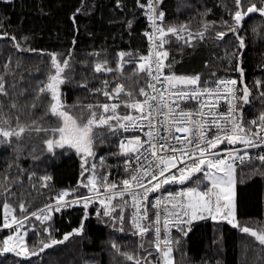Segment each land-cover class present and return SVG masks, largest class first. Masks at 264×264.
I'll list each match as a JSON object with an SVG mask.
<instances>
[{
	"label": "snow or ice",
	"instance_id": "obj_1",
	"mask_svg": "<svg viewBox=\"0 0 264 264\" xmlns=\"http://www.w3.org/2000/svg\"><path fill=\"white\" fill-rule=\"evenodd\" d=\"M180 6L189 13L182 21L169 14L166 0H113L129 47L111 50L106 44L76 48L78 17L95 11L94 0H80L71 12L73 36L63 51L32 47V37H18L10 31V17L0 13V40L15 50L0 70V148L10 149L12 157L0 178V233L6 232L0 234V264H49L45 250L70 238L83 241L92 218L110 236L134 238V251L108 241L111 259L121 257L124 264H177L175 253L186 255L183 246L201 221L215 222L213 256L222 248L225 224L264 253V222L257 228L240 218L237 191L256 178L264 181V75L246 80L253 47L260 49L255 67L264 74V0H218L212 7L182 0ZM214 8L223 15L209 19ZM136 36L145 51L131 46ZM173 44L182 53L211 46L207 72H178L179 62L170 57ZM15 53L47 57L43 79L25 87L19 57L13 66ZM69 91L79 92L71 103ZM257 104V114L248 118L246 110ZM71 155L79 160L76 184L33 208L32 192L41 196L53 187L49 161ZM22 160L31 164L24 167ZM42 165L40 174L35 168ZM26 182L30 191H16ZM69 209L79 210L77 225L57 238L54 216Z\"/></svg>",
	"mask_w": 264,
	"mask_h": 264
},
{
	"label": "trees",
	"instance_id": "obj_2",
	"mask_svg": "<svg viewBox=\"0 0 264 264\" xmlns=\"http://www.w3.org/2000/svg\"><path fill=\"white\" fill-rule=\"evenodd\" d=\"M92 3L93 0H88ZM131 4V0H127ZM230 4V0H227ZM95 11L90 16L78 17L80 33L77 37V50L90 49V46H99L106 44L109 49L128 48L129 38L123 25L121 13L112 11L113 0H94ZM169 14L179 21L188 18V11L181 5L182 0H166ZM208 7H212L218 0H204ZM80 0H13L11 5L0 3V13L10 17V31L16 32L17 36L21 33L31 36L29 43L36 49L47 51H63L71 44L73 36L72 23L69 20L71 12L79 6ZM179 7V11L177 8ZM215 16H209V19H217L223 15L221 9L214 8ZM227 19V17L225 16ZM112 20L113 23H109ZM250 24L253 22H249ZM143 19L136 25L137 31L143 28ZM87 26V28H85ZM196 22H193V27ZM87 31L94 33V36H88ZM123 35V39H121ZM251 35V33H249ZM133 48L139 47L141 52L145 51L143 38L136 36L131 43ZM211 46H198L195 51L185 48L183 53L173 44L170 51V57H175L179 62L176 65L178 72L192 73L194 71L207 72L204 68L205 60H212ZM259 47H253L247 55L246 61V80L250 83L253 78L261 77V71L255 67L259 62ZM9 52H15L11 49L6 40H0V70ZM20 58V72L24 75V86L35 85L36 81L43 79V73L47 67V57L41 60L37 53H15L13 55V66L17 58ZM209 67H213L210 64ZM235 75V73H229ZM217 75H225L223 71H217ZM205 77L202 76V79ZM75 95L79 92L69 91L68 99L71 103ZM259 105L255 108L246 110V116L251 118L257 114ZM11 152L0 148V178H2L3 168L7 160H11ZM111 162V161H110ZM24 167L31 164L30 160H22ZM44 166L35 168V171L42 174ZM47 170L53 175V187L50 190H44V195L38 196L32 192L30 197L32 207H37L45 202V196H48L59 189L75 185L79 173L78 157L62 156L54 161H49ZM16 191H30L27 182L23 189ZM238 200L240 201V218L247 221L250 226L259 228L260 222H264V181L259 178L248 181L246 184L238 185ZM26 199H29L26 197ZM2 215V210H0ZM79 210H72L62 215L54 216L55 225L60 229L56 233L57 238L63 232L70 231L75 227L79 218ZM71 219V224L68 220ZM223 244L220 252L213 256L215 245L212 241L216 233L215 222L201 221L198 226L189 233L183 251L186 255L181 256L175 253L177 264H202V261L208 258L220 259L222 264H259V258L264 256L258 246L253 247L250 243L252 238L245 237L237 230L227 224L223 229ZM5 234V233H0ZM27 239L31 242L32 233L29 232ZM116 239L117 243L122 245V250H135L134 238L130 235L115 233L110 236L109 229L96 222L95 218L85 222V238H70L65 244L57 246L54 249H46L45 254L51 253L45 258L49 264H83L84 260L96 258L100 264H124L121 257H116L115 261L111 259L115 255L109 246L108 241ZM245 244H248L247 255L244 254ZM42 254V255H45ZM36 259L35 257L33 258Z\"/></svg>",
	"mask_w": 264,
	"mask_h": 264
},
{
	"label": "built area",
	"instance_id": "obj_3",
	"mask_svg": "<svg viewBox=\"0 0 264 264\" xmlns=\"http://www.w3.org/2000/svg\"><path fill=\"white\" fill-rule=\"evenodd\" d=\"M186 106H188V107H195V102H189ZM110 178H116V174L113 173V176L110 177ZM177 187H179V186H177ZM69 211H72V209H69V210L65 211L64 213L69 212ZM64 213H63V214H64ZM60 215H61V214H60Z\"/></svg>",
	"mask_w": 264,
	"mask_h": 264
}]
</instances>
